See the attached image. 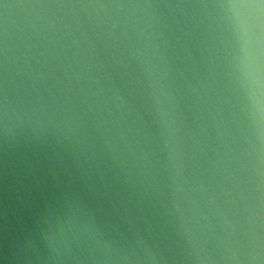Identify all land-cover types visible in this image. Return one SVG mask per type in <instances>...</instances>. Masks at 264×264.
I'll use <instances>...</instances> for the list:
<instances>
[{"label":"water","instance_id":"1","mask_svg":"<svg viewBox=\"0 0 264 264\" xmlns=\"http://www.w3.org/2000/svg\"><path fill=\"white\" fill-rule=\"evenodd\" d=\"M0 264H264V0H0Z\"/></svg>","mask_w":264,"mask_h":264}]
</instances>
